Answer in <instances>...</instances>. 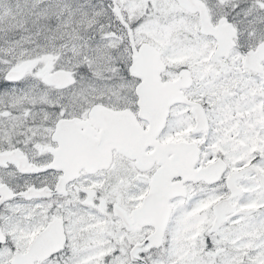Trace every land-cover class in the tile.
<instances>
[{"label":"snow or ice","instance_id":"obj_1","mask_svg":"<svg viewBox=\"0 0 264 264\" xmlns=\"http://www.w3.org/2000/svg\"><path fill=\"white\" fill-rule=\"evenodd\" d=\"M0 264H264V0H0Z\"/></svg>","mask_w":264,"mask_h":264}]
</instances>
